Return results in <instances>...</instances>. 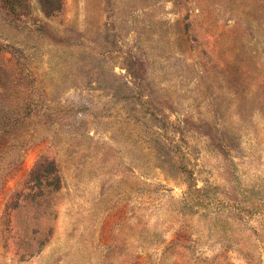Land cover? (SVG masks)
<instances>
[{
    "label": "rangeland",
    "instance_id": "374dc122",
    "mask_svg": "<svg viewBox=\"0 0 264 264\" xmlns=\"http://www.w3.org/2000/svg\"><path fill=\"white\" fill-rule=\"evenodd\" d=\"M0 121V264H264V0H0Z\"/></svg>",
    "mask_w": 264,
    "mask_h": 264
},
{
    "label": "trees",
    "instance_id": "16d2710c",
    "mask_svg": "<svg viewBox=\"0 0 264 264\" xmlns=\"http://www.w3.org/2000/svg\"><path fill=\"white\" fill-rule=\"evenodd\" d=\"M16 124V121L13 120L11 123H10V126H13ZM10 130H9V125L3 123L0 121V155H1V152H2V149L3 147L6 145V143H4L2 140L8 136ZM13 138L15 139L16 137L13 135Z\"/></svg>",
    "mask_w": 264,
    "mask_h": 264
}]
</instances>
